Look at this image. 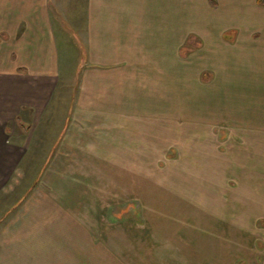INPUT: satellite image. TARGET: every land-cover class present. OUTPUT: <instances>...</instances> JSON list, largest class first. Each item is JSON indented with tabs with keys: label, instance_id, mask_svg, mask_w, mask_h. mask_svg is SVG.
<instances>
[{
	"label": "rangeland",
	"instance_id": "rangeland-1",
	"mask_svg": "<svg viewBox=\"0 0 264 264\" xmlns=\"http://www.w3.org/2000/svg\"><path fill=\"white\" fill-rule=\"evenodd\" d=\"M13 1L7 4L10 6ZM192 1L186 0L188 4ZM229 2L216 0V16L174 14L186 32L174 29L169 69L161 63L160 70L155 71L161 75L148 78L160 97L153 106L160 111L169 103L170 119L166 113L161 114L158 119L155 117L154 124L146 126L147 121L143 123L139 117L140 123L134 125L138 130L133 134L138 137L136 145L142 155L129 154L136 145L130 146L132 141L126 135L129 141H123L121 147L117 142L116 149L115 145L108 146V150H101L103 155L93 157L96 147L92 148V140L102 135L110 121L94 111L77 113L75 107L97 104L106 89L103 83L114 85L118 78L100 75L97 64L102 62L94 58L98 49L86 44L88 38L83 33H87L88 26L82 12L86 1L48 0L46 6L56 24L52 29L59 38L58 60L63 74L43 114L45 120L54 119L53 124L44 125L47 131L43 140H48V146L53 138H58V145L68 142V146L73 137L89 150L84 157L77 153L57 157L60 165L69 161L64 168H36L31 164L43 159L40 153L45 142H31L30 149L39 145V150H28L29 168L12 172L7 195L11 202L23 193L24 197L0 224V234L6 230L10 240L12 234L28 233L36 219L38 224L52 225V230L59 231L58 239L45 238L48 244L56 245L58 240L60 246L92 247L91 253H67L58 264H68V255L76 256L77 264H114L115 260L128 264L131 256L136 259L135 264H148L147 255L151 256L150 264H264V184L258 188L253 182V190L244 187V180L253 174L246 165L256 166L258 174L259 170L264 172V160L245 154L242 142L234 135H242V125L235 120L241 121L246 113L255 120L261 117L255 108L262 107L264 90H251L248 85L255 87L262 80L264 84V51L251 60L231 58L238 67L227 73L226 65L218 59L226 49H219L216 39H206V35L217 37L223 32L229 38L223 37V41L219 36V43L242 44L250 28L264 21V7L257 5L256 0ZM156 30L152 29L155 33ZM11 32L17 36V30ZM13 36L12 42L16 41ZM177 40L180 43L174 45ZM151 47L157 50L156 42ZM203 49L205 52L201 53ZM257 63H262L261 68ZM153 66L157 69L158 61L154 60ZM64 91L73 106L72 112H67L73 122L62 135L56 121L62 115L59 101ZM166 95L170 101L164 100ZM138 106L140 112L139 102ZM231 118L234 122L227 121ZM20 125L24 136L30 132V126L17 123L16 137L12 136V142L17 144ZM111 136L115 138L114 132ZM83 150L82 146L75 151L68 146V153ZM33 152L35 156H30ZM71 159L80 168H68ZM51 160L52 157L49 165L54 161ZM60 215L63 220L58 219ZM115 244L122 247L116 249ZM37 264L54 263L44 260Z\"/></svg>",
	"mask_w": 264,
	"mask_h": 264
},
{
	"label": "crops",
	"instance_id": "crops-1",
	"mask_svg": "<svg viewBox=\"0 0 264 264\" xmlns=\"http://www.w3.org/2000/svg\"><path fill=\"white\" fill-rule=\"evenodd\" d=\"M9 1L11 2V0H0V224L9 217L13 206L19 205L20 200L24 197L23 193L22 197L20 196L11 202V197L7 196L11 185L12 172L16 168L30 167L31 158H27L28 150L32 151L33 148L39 150L38 147L41 142L43 143L44 134L47 131L46 128H43L44 125L53 124L54 119L53 122L51 119L45 120L43 114L60 82L59 76L63 74L58 60L59 38L54 33L56 30L52 29L55 28L54 25L56 24L46 6L48 0H14V4L10 3V6L13 5V10L9 9L10 6L7 4ZM85 1L82 12L86 14L88 31L83 35L88 38L86 44H93L98 49V54L94 58L102 63L97 64L100 66L97 70L100 75L106 74L118 78L114 85L103 83L106 89L102 91V100L99 98L100 101L97 104L83 105L81 108L75 107L77 113L83 112V110L94 111L99 113L101 118L107 120L106 122L110 121V125H106L109 127L103 130L102 135L94 137L92 140L94 142L92 148H96H93L95 152H92L91 156L95 157L103 155L101 150H108V146L115 145L116 149L117 142L118 147H121L123 141H129V138L132 141L130 146H135L138 137L137 135L134 136L133 133L138 128L134 125L140 123L139 117L143 118H141L142 122L147 121L146 126H148V123L154 124L155 117L158 119L161 114L166 113L168 119H170L169 110H167L169 103H167V107L165 105L160 107V111L159 108L156 109L153 106L154 101L160 97L156 96L153 82L152 84L149 83L148 78L161 75L155 72L160 70L161 63L163 68L169 69L170 48L174 29L182 30V33L186 32L183 23L175 19L176 15L186 12L192 14L195 18L201 17V14L214 16L217 13L219 14V9L217 3V7L213 8L209 0H205V3L203 0H193L189 4L186 0ZM214 1L216 2V0ZM222 1L225 2V0ZM227 1L229 2V0ZM230 1L233 2V0ZM154 28L157 29L156 33L152 31ZM246 28L250 27L246 26ZM11 30H14V32L17 30V36ZM248 33L249 36L245 37L244 42L237 45H230L226 41L223 44L219 43V36L223 40L225 34L223 32L219 33L217 37L216 34L206 35L207 40L216 39V44L220 46L219 49H226V52L218 55V59L226 65L227 73L231 72L235 66L238 67V63H232L231 58L242 57L251 60L252 57H258L264 51V21L258 23L256 28H250ZM12 35L15 36H13L16 40L14 42L11 39ZM3 36L6 38H2ZM83 41L85 42V38H83ZM153 42H156L157 50L151 47ZM175 43L179 44L180 41H174V45ZM83 44L85 45V43ZM203 52H205L204 49L201 53ZM154 60L155 63L158 61L157 69L153 66ZM257 64L261 68L262 63ZM202 73L203 71H201L200 77ZM256 73L261 74L259 71ZM73 78L72 75L71 82H74ZM262 81L255 87L252 85H248V87L251 90L255 88L256 91L263 92L264 84ZM66 85L68 84L66 83ZM99 86L102 88V83ZM227 87L230 88V86ZM66 92L64 91L60 98L59 108L62 109V112L60 111L62 115L56 121V124H59L58 128H62L60 133H63L62 135L67 133L69 122H73V120L70 121V115H68L72 112L73 106L67 101ZM166 97L164 96V100L170 101L169 96L166 95ZM138 102L141 105L140 112ZM260 105L262 107L255 108L261 113L259 120L247 116L246 113L241 121L235 120L242 125V135L233 134L237 135L242 142L245 154L259 157L263 161L264 103L260 102ZM139 114L143 115L139 116ZM180 117L182 118V116ZM231 120L234 122L233 118L227 119V121ZM179 122H181V119L177 123ZM17 123L30 126V132L25 133V136L23 135L22 126H19L21 134L18 140L20 142L26 141V143L18 142L17 144V142H12V136L17 132L15 129ZM227 125H229L230 131L228 127L227 130L231 133V126L230 124ZM112 132H114L115 138L111 136ZM129 133H132L133 136ZM126 135H129V138ZM116 136H119V138ZM33 137L35 138L33 139ZM57 140L53 138L48 146V140L44 141L45 143L41 146L42 153H40L43 159L31 164V166H36V168H64L69 161L60 165L56 161L57 157H72L74 153L79 154L80 157L81 155L82 157L87 155L86 151L89 150L87 145H78L79 143H76L73 137H71L68 146L71 145L74 151L78 150V146H82L84 148L82 152L68 153V142L58 145ZM33 141L36 142V145L37 143L39 145H33V148L30 149V143L33 144ZM142 145L144 146V144ZM139 147L136 145L135 149H132L133 152L129 154L132 156L142 155L138 154ZM30 156H35L34 152ZM50 157H52L51 162L54 161L49 165L48 159ZM46 161H48V164L45 166ZM39 162L40 164L43 162V164L38 166ZM70 163L71 167L68 166V168H80L79 164L75 165L74 160L71 159ZM258 163L260 164V162ZM246 166L250 167V173L252 172L255 175L252 174L251 176L250 174V178L244 180V187L253 190L255 188L254 182L258 185L256 187L261 188L264 184V172L259 170L257 174L256 166L252 167L251 164ZM254 179H257V181ZM61 216H57L58 219H61ZM34 220L35 224L29 227L32 229L30 232L12 234L10 240L9 236L5 235L6 230L3 229L0 234V237H3L0 239V264H37V262L44 260L48 263L58 264L57 262L63 261V255L65 256L67 253L74 252L76 254L85 251L91 253L92 247L90 245H84L83 248L80 247L81 249H79L71 245L60 246L58 240H55L56 245L48 244V240H45V238L51 236L50 240L53 241L54 236L58 239L60 236L59 231L52 230V225L38 224L37 220ZM49 233L52 235H48ZM114 247L118 249L122 246L115 244ZM164 249L161 248L160 250L164 251ZM167 250L171 253L170 248H167ZM115 252L118 253L121 250H115ZM147 252L149 251L147 250ZM150 259L151 256L147 255L145 262L150 264ZM135 260L131 256L130 262L127 263L135 264ZM76 261H79L76 256H67L68 264H77ZM114 264L124 263L115 260Z\"/></svg>",
	"mask_w": 264,
	"mask_h": 264
},
{
	"label": "trees",
	"instance_id": "trees-1",
	"mask_svg": "<svg viewBox=\"0 0 264 264\" xmlns=\"http://www.w3.org/2000/svg\"><path fill=\"white\" fill-rule=\"evenodd\" d=\"M209 3L210 5L213 7V8H216V2L214 0H209ZM257 5H259L260 7H264V0H257L256 1ZM224 38L228 39L229 38V34H224L223 36Z\"/></svg>",
	"mask_w": 264,
	"mask_h": 264
}]
</instances>
